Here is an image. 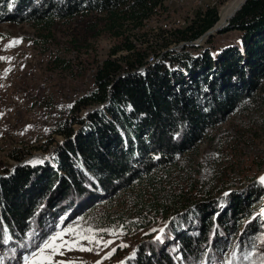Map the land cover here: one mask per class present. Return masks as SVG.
Masks as SVG:
<instances>
[{
    "label": "trees",
    "instance_id": "obj_1",
    "mask_svg": "<svg viewBox=\"0 0 264 264\" xmlns=\"http://www.w3.org/2000/svg\"><path fill=\"white\" fill-rule=\"evenodd\" d=\"M176 9L166 0H0V22L31 25L50 69L86 79L69 113L53 123L63 137L54 152L41 163L1 168L2 264H16L55 230L56 218L99 209L102 223L127 229L164 222L162 240L150 234L126 264H222L236 243L233 264H250L242 254L252 243L264 252V217L253 207L264 198L257 176L225 193V182L215 180L217 159L205 183L180 162L199 156L230 115L258 110L264 118V0H246L203 44L172 48L219 20L214 6L175 28L153 24ZM103 37L112 44L94 58ZM28 146L10 148L8 158L25 160L33 153ZM238 154L229 146L220 155L226 163Z\"/></svg>",
    "mask_w": 264,
    "mask_h": 264
},
{
    "label": "rangeland",
    "instance_id": "obj_2",
    "mask_svg": "<svg viewBox=\"0 0 264 264\" xmlns=\"http://www.w3.org/2000/svg\"><path fill=\"white\" fill-rule=\"evenodd\" d=\"M231 1L220 0L212 7L219 5L221 12L222 7ZM211 2L213 1L183 0L177 2L173 0V3L177 4V9L172 12V17H162L159 21H154L153 24L163 25L164 22L181 19V26L195 10H205L206 8L202 9L201 6H207ZM229 36L230 39L227 42H232L234 33ZM0 37H2L0 39V57L11 58L10 60L0 59L1 172V168L6 163L13 164V167L18 163L7 156L9 149L16 145L23 147L30 145L28 148H31L33 153L25 158V162L38 163L37 161H40L39 163H41L54 152L56 143L62 141L63 137L53 132V123L60 114L66 116L69 113L72 102L85 88L86 79H77L70 73L50 69L47 63L49 56L42 50V43L36 42L39 38L28 23L11 24L2 21L0 22ZM12 40L20 42L14 47H6ZM111 44L112 41L109 38L103 37L97 43V49L91 51L90 54L94 58H99L106 54ZM175 47L179 46L174 45L173 48ZM76 63V67L82 68L83 64L80 60H77ZM8 69L11 70L6 71ZM240 127L245 132L237 131V128ZM210 132L213 137L210 142L201 144L199 156H183L180 159L191 178L199 183L211 181L216 174L213 167L216 159L217 163H220L218 174L221 173L215 180L225 182L226 188L223 190L225 193L244 189L252 184L253 176H257L255 180L264 176V163L260 164L264 157V118L258 110H250L247 115L241 114V112L232 114ZM44 145L49 147L48 152L42 149ZM229 146L239 154L236 158L226 162L230 166L227 170L225 160L228 156L224 157L220 154L222 149ZM0 175L2 174L0 173ZM221 176H223L222 179ZM253 207L256 212L264 209L263 193L255 199ZM103 212L99 209L96 215H76L66 219L65 222H62L60 217L56 218L55 230L49 232L45 238L63 228L78 226L79 230H86L89 227L108 229L109 231L98 233V235L102 236L104 240L113 241L112 244L103 247L82 240L80 241L82 245L92 247L94 250L89 252L79 249L71 251L62 249L63 255L54 257L56 264L61 261L66 264H126L127 259L135 258L139 247L151 239L149 235L158 233L164 225L163 220H160V222L151 224L147 229H127L120 223H102L98 217ZM128 220L126 219V221ZM153 229L157 231H153ZM113 231L116 233L115 235ZM64 239L72 240L74 237L68 234ZM33 249L16 259V264H24L23 257ZM113 249H115L114 252H112ZM109 252H112L111 256L105 258Z\"/></svg>",
    "mask_w": 264,
    "mask_h": 264
},
{
    "label": "snow or ice",
    "instance_id": "obj_3",
    "mask_svg": "<svg viewBox=\"0 0 264 264\" xmlns=\"http://www.w3.org/2000/svg\"><path fill=\"white\" fill-rule=\"evenodd\" d=\"M2 39V37H0ZM19 40H12L10 44H8L6 47H14L17 43H19ZM0 59L3 60H10V57H0ZM11 69H8L6 71H10ZM38 163L40 161H37ZM259 181L264 184V176H261L258 178ZM257 216H264V209H262L259 213H257ZM255 218V217H254ZM108 229H93L89 227L86 230H79V227H66L61 229L60 231L55 232L54 234L50 235L49 237L45 238L40 243L36 244L34 246V249L26 256L23 257L24 264H56L54 261V257L56 255H63L62 249H67L69 251L73 249H79L81 251H93L94 249L92 247H85L80 243V241H89L90 243L97 245V246H103L107 247L109 244H112L113 241L111 240H104L102 236H99L98 233L101 232H107ZM153 231H157L156 229H153ZM159 232L161 235L157 236V240H162V234L164 232V229H159ZM68 234H71L74 239L72 240H65L64 237ZM113 234L116 233L113 231ZM10 238V237H9ZM261 242H264V233L260 236ZM31 247V246H30ZM247 247V245H246ZM240 244L236 243L234 245V251H232L231 256L229 258H226L225 261H222V264H233V260L238 259L236 255V250H239ZM252 251L245 252L242 254V258L244 261H249L250 264H264V252H259L257 254V245L255 243L251 244ZM115 249L112 250L114 252ZM112 252H109L105 258H108V256H111ZM255 257V259H254ZM0 264H2V261H0ZM59 264H66V262L61 261Z\"/></svg>",
    "mask_w": 264,
    "mask_h": 264
},
{
    "label": "bare ground",
    "instance_id": "obj_4",
    "mask_svg": "<svg viewBox=\"0 0 264 264\" xmlns=\"http://www.w3.org/2000/svg\"><path fill=\"white\" fill-rule=\"evenodd\" d=\"M177 2H182L183 0H176ZM213 2L209 3L207 6L203 5L201 6L202 9L212 7L215 3H218L220 0H212ZM244 0H232L231 2L227 3L225 6L222 7V10L220 12L219 5H215L219 7V20L217 23L213 26L212 30H215V28H218L219 26H224L226 22L230 19V16L234 13L235 9L243 2ZM167 3H173V0H166ZM181 19L174 20L172 22H164L163 27L165 28H172L180 26ZM185 23V22H184ZM183 25V24H182ZM158 56V55H157ZM153 60V58H151Z\"/></svg>",
    "mask_w": 264,
    "mask_h": 264
},
{
    "label": "water",
    "instance_id": "obj_5",
    "mask_svg": "<svg viewBox=\"0 0 264 264\" xmlns=\"http://www.w3.org/2000/svg\"><path fill=\"white\" fill-rule=\"evenodd\" d=\"M246 0H244L234 11V13L230 16V19L235 15L236 11L242 6V4L245 2ZM229 19V20H230ZM229 20L226 22L225 25H227L229 23ZM217 23V22H216ZM224 25V26H225ZM223 25L222 26H219L218 28H215V30H212L213 27H211L209 30H207L205 33H203L199 38H197L196 40L194 41H190V42H182L180 43L179 45L177 46H182V45H185V44H190V45H201L203 42H205L206 39H208L210 37V35H213L215 34L218 30H221L223 29L224 27ZM173 48V47H172ZM26 159L21 161V162H18L16 164H14V166H17L18 164H23L25 163Z\"/></svg>",
    "mask_w": 264,
    "mask_h": 264
}]
</instances>
